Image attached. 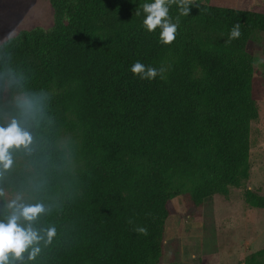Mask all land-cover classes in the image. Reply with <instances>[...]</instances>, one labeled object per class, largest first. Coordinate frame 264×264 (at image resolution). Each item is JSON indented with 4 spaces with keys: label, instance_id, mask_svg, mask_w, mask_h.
I'll list each match as a JSON object with an SVG mask.
<instances>
[{
    "label": "trees",
    "instance_id": "1",
    "mask_svg": "<svg viewBox=\"0 0 264 264\" xmlns=\"http://www.w3.org/2000/svg\"><path fill=\"white\" fill-rule=\"evenodd\" d=\"M208 1L188 16L169 6L170 45L143 26L154 0H50L52 28L0 44V127L15 120L32 138L8 150L0 190L46 209L31 224L40 252L13 264H158L173 197L201 205L244 184L258 113L248 42L264 12ZM137 61L163 79L134 75ZM245 199L264 207L251 190ZM13 211L1 197L0 222ZM236 264H264V247Z\"/></svg>",
    "mask_w": 264,
    "mask_h": 264
},
{
    "label": "rangeland",
    "instance_id": "2",
    "mask_svg": "<svg viewBox=\"0 0 264 264\" xmlns=\"http://www.w3.org/2000/svg\"><path fill=\"white\" fill-rule=\"evenodd\" d=\"M209 4L264 12V0H209ZM67 21V17H64ZM54 24L50 0H0V44L21 30ZM252 55V95L257 117L250 123L249 176L226 194H214L201 205L182 195L172 198L173 213L165 222L163 252L158 264H236L264 247V207L248 204L245 190L264 196V34L248 42ZM11 205L20 196L0 190Z\"/></svg>",
    "mask_w": 264,
    "mask_h": 264
},
{
    "label": "clouds",
    "instance_id": "3",
    "mask_svg": "<svg viewBox=\"0 0 264 264\" xmlns=\"http://www.w3.org/2000/svg\"><path fill=\"white\" fill-rule=\"evenodd\" d=\"M172 4H177L180 14L183 16L190 14V5L199 7L196 0H154V2L145 3L142 6L146 13L143 20L144 28L148 32H154L160 28L159 42L165 45L172 44L177 35L178 20L174 23L169 16V6ZM240 35V25L236 24L231 29L229 38L238 39ZM130 70L140 79L149 81L154 80L157 76L163 79V73L166 71L164 68L158 70L151 66H145L139 61L135 62ZM31 139L29 132L22 130L15 120L7 128L0 127V164L5 169L9 168L12 159L8 150L13 146L27 147L31 143ZM10 207L14 209L13 214L8 218L7 223L0 222V264H13V261L22 259L23 254L29 249H31L29 259H34L40 252L38 245L44 239L31 226L32 222L46 211L44 205H17L13 202ZM21 219L29 222L28 227L21 226L19 223ZM136 231L147 235V229L144 227L137 228ZM55 233L54 227L46 230L47 243H51Z\"/></svg>",
    "mask_w": 264,
    "mask_h": 264
}]
</instances>
